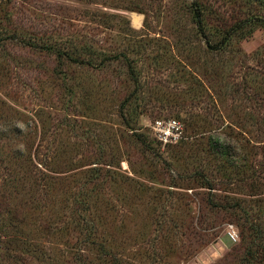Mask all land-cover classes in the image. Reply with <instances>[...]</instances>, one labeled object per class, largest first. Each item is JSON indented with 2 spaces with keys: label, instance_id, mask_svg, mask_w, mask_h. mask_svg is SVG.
I'll return each instance as SVG.
<instances>
[{
  "label": "rangeland",
  "instance_id": "1",
  "mask_svg": "<svg viewBox=\"0 0 264 264\" xmlns=\"http://www.w3.org/2000/svg\"><path fill=\"white\" fill-rule=\"evenodd\" d=\"M0 264H264V0H0Z\"/></svg>",
  "mask_w": 264,
  "mask_h": 264
},
{
  "label": "built area",
  "instance_id": "2",
  "mask_svg": "<svg viewBox=\"0 0 264 264\" xmlns=\"http://www.w3.org/2000/svg\"><path fill=\"white\" fill-rule=\"evenodd\" d=\"M152 129L154 131L155 137L162 144H170L173 142H177L180 138L179 134V123L175 120L164 121L157 120L153 123ZM228 236L235 241L237 234L235 231H228Z\"/></svg>",
  "mask_w": 264,
  "mask_h": 264
},
{
  "label": "trees",
  "instance_id": "3",
  "mask_svg": "<svg viewBox=\"0 0 264 264\" xmlns=\"http://www.w3.org/2000/svg\"><path fill=\"white\" fill-rule=\"evenodd\" d=\"M193 4H196V2L194 1L193 2ZM197 5H195V7H196ZM194 17H195V22H196V24L199 26V27H201V13H200V9H197L196 8V13H195V15H194ZM87 238V237H86ZM87 240V239H86ZM88 241V240H87ZM91 242V241H90Z\"/></svg>",
  "mask_w": 264,
  "mask_h": 264
},
{
  "label": "bare ground",
  "instance_id": "4",
  "mask_svg": "<svg viewBox=\"0 0 264 264\" xmlns=\"http://www.w3.org/2000/svg\"><path fill=\"white\" fill-rule=\"evenodd\" d=\"M138 14V13H137ZM140 17L141 16H138V15H132L131 16V21H132V23L134 24V25H139V23H140ZM131 23V24H132Z\"/></svg>",
  "mask_w": 264,
  "mask_h": 264
}]
</instances>
